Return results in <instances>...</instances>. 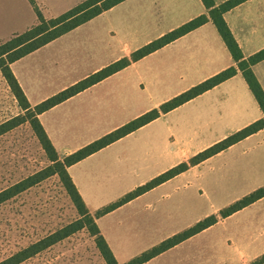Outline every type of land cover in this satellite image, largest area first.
Instances as JSON below:
<instances>
[{"label": "crops", "instance_id": "1", "mask_svg": "<svg viewBox=\"0 0 264 264\" xmlns=\"http://www.w3.org/2000/svg\"><path fill=\"white\" fill-rule=\"evenodd\" d=\"M45 19L84 0H32ZM219 5L226 0H212ZM207 14L200 0H123L9 64L30 107ZM223 20L247 58L264 49V0ZM37 23L30 0H0V43ZM236 67L209 20L37 115L67 156ZM251 71L264 92V59ZM264 117L239 70L66 167L117 264L150 251L264 186V127L140 195L126 194ZM264 196L140 264H264Z\"/></svg>", "mask_w": 264, "mask_h": 264}, {"label": "trees", "instance_id": "2", "mask_svg": "<svg viewBox=\"0 0 264 264\" xmlns=\"http://www.w3.org/2000/svg\"><path fill=\"white\" fill-rule=\"evenodd\" d=\"M123 0H84L64 13L54 17L45 19L37 7L32 3L37 16V23L25 31L11 36L6 41L0 43V73L5 79L8 87L13 93L14 97L20 103L23 109L31 110L30 125L37 136V139L47 154L48 159L56 165V173L63 181L66 191L75 206L79 219L67 224L53 233L48 234L36 242L29 244L28 246L18 250L9 257L0 261V264H19L20 262L32 257L38 252L46 249L47 247L53 245L57 241L67 237L73 232L83 228L84 226H89L90 234L95 238V246L99 251L101 257L105 261V264H117L112 253L110 252L107 244L105 243L102 236L95 225L94 217L91 216L80 195L76 191L70 177L66 172V167L81 160L87 155L103 148L104 146L112 143L113 141L119 139L120 137L134 131L138 127L150 122L151 120L159 117L175 107L183 104L184 102L192 99L193 97L201 94L202 92L216 86L217 84L225 81L226 79L232 77L237 70L240 71L242 77L244 78L250 92L255 98L260 110L264 114V92L262 91L258 81L254 77L251 66L262 59H264V49L258 51L257 53L244 58L241 51L232 37L226 23L223 20V13L238 5L244 0H226L225 2L215 5L212 0H200L203 6L207 10V14L199 15L190 21L184 23L183 25L177 27L176 29L164 34L160 38L140 47L139 49L133 51L128 57L121 58L116 62H113L106 67L100 69L99 71L85 77L74 85L60 91L59 93L49 97L48 99L42 101L41 103L30 107L24 94L22 93L18 83L16 82L14 76L12 75L9 64L20 57L36 50L37 48L43 46L49 41L57 38L58 36L70 31L76 26L90 20L94 16L100 14L101 12L109 9L115 4ZM211 21L215 26L217 32L222 38L226 48L228 49L232 59L236 62V67H229L213 77L204 80L203 82L191 87L190 89L180 93L179 95L171 98L170 100L162 103L157 108L150 110L147 113L133 119L132 121L126 123L125 125L115 129L114 131L108 133L107 135L101 137L100 139L86 145L85 147L67 155L64 157L62 162L57 160L56 151L48 140L44 130L42 129L40 123L37 120V115L48 108L54 106L67 99L68 97L88 88L89 86L99 82L100 80L106 78L107 76L117 72L118 70L126 67L131 62H134L143 56L155 51L156 49L162 47L163 45L169 43L170 41L182 36L183 34L199 27L207 21ZM13 120L6 121L0 124V134L11 129L15 126ZM264 127V117L252 122L251 124L245 126L244 128L236 131L225 139L215 143L211 147L199 152L188 161L180 163L179 165L171 168L165 173L155 177L146 184L137 187L130 193L126 194L116 203L102 209L97 214L105 213L116 206L140 195L141 193L149 190L150 188L164 182L165 180L175 176L176 174L184 171L188 166L198 164L199 162L205 160L206 158L220 152L221 150L227 148L231 144L243 139L244 137L251 135ZM39 174L31 175L18 183L12 185L11 187L0 191V203L13 197L19 192L25 190L26 188L32 186L38 182L43 177H38ZM264 196V186L257 189L256 191L250 193L249 195L241 198L240 200L234 202L228 207L220 210L217 215H211L194 226L184 230L183 232L174 235L173 237L161 242L158 246L152 248L150 251L143 253L142 255L131 259L124 264H140L149 258L155 256L156 254L164 251L165 249L177 244L178 242L188 238L189 236L207 228L208 226L214 224L218 218H224L231 213L241 209L242 207L248 205L249 203L259 199ZM264 262V256H262L256 263Z\"/></svg>", "mask_w": 264, "mask_h": 264}, {"label": "rangeland", "instance_id": "3", "mask_svg": "<svg viewBox=\"0 0 264 264\" xmlns=\"http://www.w3.org/2000/svg\"><path fill=\"white\" fill-rule=\"evenodd\" d=\"M31 114L0 73V124H15L0 134V191L31 175L43 177L0 203V261L80 218L29 123ZM56 156L59 162L65 157ZM94 239L84 226L19 264H105Z\"/></svg>", "mask_w": 264, "mask_h": 264}]
</instances>
